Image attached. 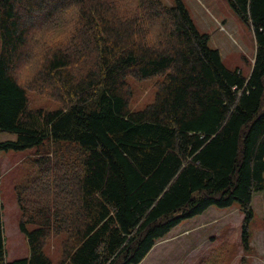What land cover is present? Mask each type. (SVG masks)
<instances>
[{"label": "trees", "instance_id": "trees-1", "mask_svg": "<svg viewBox=\"0 0 264 264\" xmlns=\"http://www.w3.org/2000/svg\"><path fill=\"white\" fill-rule=\"evenodd\" d=\"M174 1L0 0V134L14 137L0 151L40 150L17 190L28 256L7 261L0 203V264H53L45 249L60 235L57 264H140L183 221L234 204L250 251L264 192V0H228L255 43L246 78ZM129 78L156 79L142 110H130ZM28 91L58 107L30 108ZM213 256L231 259L225 244Z\"/></svg>", "mask_w": 264, "mask_h": 264}, {"label": "rangeland", "instance_id": "rangeland-1", "mask_svg": "<svg viewBox=\"0 0 264 264\" xmlns=\"http://www.w3.org/2000/svg\"><path fill=\"white\" fill-rule=\"evenodd\" d=\"M162 1L168 6L175 3L174 0ZM181 1L197 29L209 36V47L220 52L224 65L239 70L246 78L253 64L255 43L251 30L233 12L228 0ZM155 81L128 79L130 110H142L153 102ZM27 96L30 108L58 107L55 101L44 94L28 91ZM13 139L11 135L0 134V141ZM45 150L51 153L52 147ZM39 151L37 148L0 151V203L8 262L28 256L26 237L18 229L21 213L17 190L35 179L37 165L34 161L38 160ZM252 209L254 218L249 226L250 251L242 249L243 214L238 205L234 204L226 209L209 207L203 214L183 221L170 231L165 241H158L140 264H211L213 254L222 244H225L231 256L227 264H264V192L253 196ZM63 237L60 235L52 239L45 249L46 256L53 264H57L60 259ZM162 247L166 249V255L162 254Z\"/></svg>", "mask_w": 264, "mask_h": 264}, {"label": "crops", "instance_id": "crops-1", "mask_svg": "<svg viewBox=\"0 0 264 264\" xmlns=\"http://www.w3.org/2000/svg\"><path fill=\"white\" fill-rule=\"evenodd\" d=\"M161 240H162V241H165V238H163V239H161ZM159 241H160V240H159ZM157 242H158V241H157ZM157 242H156V243H157ZM155 245H156V244H155ZM161 251H162V254H163V255H164V254L166 255V249H165L164 247H162V250H161ZM147 255H148V254H147ZM145 258H146V257H145ZM145 258H144V259H145ZM161 259H162V258H161ZM161 259H160V261H162V262H163V261H166V259H163V260H161ZM142 262H143V261H142Z\"/></svg>", "mask_w": 264, "mask_h": 264}, {"label": "bare ground", "instance_id": "bare-ground-1", "mask_svg": "<svg viewBox=\"0 0 264 264\" xmlns=\"http://www.w3.org/2000/svg\"><path fill=\"white\" fill-rule=\"evenodd\" d=\"M71 229V228H70Z\"/></svg>", "mask_w": 264, "mask_h": 264}]
</instances>
